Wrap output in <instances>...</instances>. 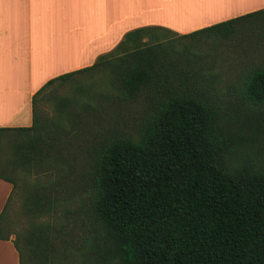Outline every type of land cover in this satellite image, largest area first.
Here are the masks:
<instances>
[{
  "label": "trees",
  "instance_id": "1",
  "mask_svg": "<svg viewBox=\"0 0 264 264\" xmlns=\"http://www.w3.org/2000/svg\"><path fill=\"white\" fill-rule=\"evenodd\" d=\"M263 12L261 8L181 36L204 31L238 35L242 29H233L237 22ZM157 31L170 33L158 27L126 31L91 65L58 75L35 93L104 67L120 100H141L145 117L134 136L119 132L109 116L116 100L106 96L102 111L108 114L92 117L104 124L81 125L89 132V138L77 142L86 154L82 167L70 180L65 174L60 180L55 177V183L35 192L30 204L33 209L50 208L56 193L76 196L81 188L72 222L79 228L77 250L83 264H264V156L258 152L262 139L246 118L234 119L235 127L223 117L211 92L213 76H199L192 68L202 65L189 67L188 59L171 60ZM238 83L233 92L239 105L264 109V61ZM56 104L59 113H70L73 120L89 109L82 105L78 111L67 100ZM35 106L30 126L0 128V142L6 137L12 147L13 165L41 168L54 161L50 149L60 143L40 131ZM254 141L258 143L253 148ZM8 169L0 162V178L13 190ZM11 194L0 213V239L5 240L9 236L2 220ZM44 227L33 224L23 231L25 256L13 239L19 264H44L41 258L49 251L57 258L67 255L64 237L56 243Z\"/></svg>",
  "mask_w": 264,
  "mask_h": 264
},
{
  "label": "rangeland",
  "instance_id": "2",
  "mask_svg": "<svg viewBox=\"0 0 264 264\" xmlns=\"http://www.w3.org/2000/svg\"><path fill=\"white\" fill-rule=\"evenodd\" d=\"M233 29H242V32L238 35L232 32L225 36L214 31H204L191 36L157 32L161 35L158 38L164 40L163 48L170 50L168 55L171 60L188 59L190 63L185 65L189 67L202 65L199 69L192 68V71L195 70L199 76L210 75V78L213 76L211 92H214L215 103L219 106L223 117L231 119L235 127L237 122L234 119L246 118L249 128L257 134V139H262V147L258 152L264 156V109L257 110L255 107L246 108L244 104L239 105L233 92L238 88V82L244 74L250 68L260 66L264 61V12L237 22ZM143 40L149 42L147 37H143ZM110 60L112 61L113 58ZM113 95L116 105L114 109L110 108L111 123L116 125L119 132L134 136L142 118L145 117L141 112L142 101L120 100L110 82L108 71L104 67H99L91 72L61 79L45 87L37 96L35 122L41 132L46 135L51 134V137L54 135L60 143L58 147L50 149L54 161L43 164L41 168L32 163L13 165L11 145L6 143V137L0 142V162L9 165L6 174L15 182L2 224L8 231V236L16 240L24 256L23 231L32 228L33 224L43 225L44 229H47V235L53 237L56 243L61 236L64 237L67 244L64 252L67 255L57 258L49 251L45 258H41L42 263L83 264L82 252L77 250L80 243L79 228L72 222L76 218L73 210L79 198L83 196L81 188L77 191V197L56 193L57 199L54 205L43 210L33 209L30 202L40 188L49 183H55L57 181L55 177L60 180L65 174L70 180L73 172L82 167L81 159L86 157V154L84 149L77 146V142L80 138H89V132L81 128V125L90 126L92 122H97L96 127H98V124H104L100 121L102 118L94 121L92 117H103L108 114H103L102 106L106 105V96L113 97ZM61 100H67L69 106L73 108L78 106V111L81 110L82 105H87L88 112L75 116L77 120H73L72 114H62L57 111L60 108L56 102ZM92 112L94 114H91ZM82 121L85 122L82 123ZM55 123L57 125L54 129ZM74 135L77 136L74 138ZM257 143L254 141L250 146L254 148ZM60 184H62L61 181ZM66 184L70 182L67 181Z\"/></svg>",
  "mask_w": 264,
  "mask_h": 264
},
{
  "label": "crops",
  "instance_id": "3",
  "mask_svg": "<svg viewBox=\"0 0 264 264\" xmlns=\"http://www.w3.org/2000/svg\"><path fill=\"white\" fill-rule=\"evenodd\" d=\"M261 8L264 0H0V128L30 126L48 80L91 65L126 31L181 36ZM11 192L0 178V213ZM0 264H19L11 237L0 239Z\"/></svg>",
  "mask_w": 264,
  "mask_h": 264
}]
</instances>
